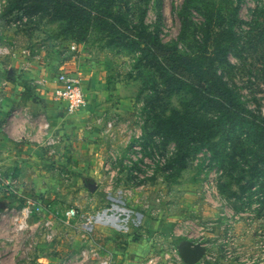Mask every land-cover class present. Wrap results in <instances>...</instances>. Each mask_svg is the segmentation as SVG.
<instances>
[{"label": "rangeland", "instance_id": "obj_1", "mask_svg": "<svg viewBox=\"0 0 264 264\" xmlns=\"http://www.w3.org/2000/svg\"><path fill=\"white\" fill-rule=\"evenodd\" d=\"M109 1L87 2L92 19L85 28L81 25L77 26L78 30L74 28L81 30V37L87 40L76 43L78 32L72 33L66 21L48 16L45 10L32 5L8 11L11 0H0V47L36 56L44 46L55 43L63 56L77 55L78 62L85 63L81 66L88 69L90 65L101 64L103 67L95 84L106 90V95L103 98L98 94L97 104L108 105L103 110L102 124L113 123L115 138L103 136L101 139L100 149L106 156L100 163L108 161L113 172L107 174L101 163L99 177L82 179V184L96 185L99 189L94 195L95 203L99 202L97 210L76 206L83 220L88 216L99 217L100 212L113 221L97 220L92 233L94 242L104 247L113 262L123 264L124 252L114 253L113 246L120 239L127 247L129 241L142 242L146 238L143 228L147 229L143 227L144 219L152 224L156 222L162 230L161 226L167 225L166 220L172 213L182 216L175 221L172 234L185 225V237L172 236V240L162 241V235L157 234L153 240L159 244L161 241L162 247L158 250L183 248L189 240L203 239L190 230L195 228L192 223L203 225L214 216L212 206L198 197L206 180V162L210 159L219 162L224 172L218 179L221 196L241 214L235 228L240 246L264 244V0H120L118 3L111 0V4ZM108 11L114 16L109 17ZM106 23L115 25L113 33L102 31ZM155 32L165 44L177 45L180 52L191 57L201 56L211 65L213 71L224 77L231 101L222 106L210 101L218 98L213 95L207 100L198 99L189 92L188 85L182 84L183 79L176 86L168 84L171 76L161 77L151 63H140L141 53L131 42ZM69 43L81 48L71 49ZM80 78L87 99L84 77L80 75ZM176 124L179 131L173 129ZM154 130L170 137L169 142L164 136L163 141H156ZM85 137L82 135V139ZM137 142L143 151L149 149L167 159L165 165L158 167L155 177L145 179L153 189L142 192L140 205L136 199L138 192L132 198L125 195V191H132L130 184L134 178L119 166L121 159L139 147ZM183 148L185 154L181 155ZM204 149L210 150V158L206 156L197 163ZM111 175L115 176L112 191L109 190ZM163 192H167L166 197ZM86 196L84 193L81 200L86 201ZM124 207L125 210L118 211ZM127 214L133 215V221L129 230H123ZM141 219L142 229L137 226ZM2 224L5 222H0V228ZM11 226L17 228L14 221ZM39 229L43 235L41 226ZM213 235L210 230L208 236ZM65 238L61 240L63 244L69 243ZM0 241V260L4 264L7 256H11L5 251L7 245L13 243L7 244L1 238ZM237 263L245 264L239 260Z\"/></svg>", "mask_w": 264, "mask_h": 264}, {"label": "crops", "instance_id": "obj_2", "mask_svg": "<svg viewBox=\"0 0 264 264\" xmlns=\"http://www.w3.org/2000/svg\"><path fill=\"white\" fill-rule=\"evenodd\" d=\"M68 47L81 48L70 43ZM59 49L55 43H49L40 54L32 56L27 51H10L0 47V164L6 178L0 180V222H5L0 228V238L7 244L13 243L7 245L5 251L11 256H7L4 264H97L94 260H78L79 251L95 243L93 234L88 236L84 232L87 228L84 224L75 229L60 225V237L54 243L46 242L39 229L44 220L50 219L48 212L63 213L76 206L89 210L99 208V202L94 201L98 187L84 185L82 179L88 181L91 177H99L102 174L100 161L106 156L105 151L100 149V143H103L101 139L104 136L103 110L108 105L97 104L100 102L97 101L98 94L104 98L106 90L99 89L95 84L103 67L101 64L98 67L90 65L87 69L85 65L81 66L84 62H78L77 55L63 56ZM62 72H75L84 77L87 102L77 113H68L52 99L50 90ZM43 80L47 82L46 86L41 84ZM45 122L49 123V128H45ZM88 125L95 127L93 134L86 133ZM82 135L86 137L82 139ZM84 193L86 201L81 200ZM143 196L142 193L137 195L136 199L140 200L137 205L142 203ZM28 200L35 202L32 210L39 209L40 213L29 218L28 228L19 234L11 225L16 217L20 218L24 213ZM212 213L213 217H217L215 210ZM98 216L97 220L113 222L107 214L101 216L98 212ZM126 216L123 230H129L133 221V215ZM181 217L169 214L167 225L161 226L162 230L158 229L156 222L152 224L149 219H144L143 227L147 229L143 228L142 232L146 238L140 242L143 239L140 237L141 245L129 241L127 247L120 243L123 241L120 239L117 245V241L114 243L112 251L124 252L123 264H142L153 251L162 247L161 241L159 244L153 238L157 234L162 235V241L172 238L173 225ZM141 222L142 219L138 227L142 226ZM65 237L69 240L67 244L61 241ZM132 244L136 246L133 248ZM114 264L121 262L114 261Z\"/></svg>", "mask_w": 264, "mask_h": 264}, {"label": "built area", "instance_id": "obj_3", "mask_svg": "<svg viewBox=\"0 0 264 264\" xmlns=\"http://www.w3.org/2000/svg\"><path fill=\"white\" fill-rule=\"evenodd\" d=\"M41 84L46 86L47 82L43 80ZM50 92L52 99L61 104L70 114L77 113L86 106L87 99L85 90L82 86V80L80 75L75 72L60 73L56 78L55 86L52 87ZM113 127L114 125L112 122H107L106 126L104 123V136L114 139L115 135L113 132ZM45 128H49L48 122H45ZM94 130V126H87L88 134H93ZM154 135H156L154 136L156 141H163L162 135ZM137 143L139 147H135V150H132L131 152H129V150V153L125 156L124 160L121 159L119 165L122 167V170L126 169L127 172H129L134 178L130 184V187L133 188L131 189L132 191H125L127 198H132V196L137 192L140 194L145 189H149V181H145V179L147 177H155L158 167L165 165L167 162V159L164 156L158 154V152L149 149H145V151H143L139 142ZM210 155V151L208 149H204L198 156L196 160L197 163L201 158L206 156H209L210 158ZM108 163L109 162L107 161L103 163V170L107 172V174L113 172L110 171L111 168L109 167ZM142 164L146 165L142 166ZM119 171L120 167L117 168V172ZM205 172L206 180L200 188L198 197H201V199H203L204 202L208 204V206L213 207V209L211 207V210H215L217 212V217H212L211 220L206 221L203 225L192 223L195 228L190 230V233H197L203 239H200L201 241L189 240V242L200 244L206 250L204 256L198 264H221L223 262L238 264L237 260L243 261L245 264H264V244L255 243L253 245L254 247L248 246L246 248H242L239 244V240L235 234V228L241 214H238L234 210L231 202H228L221 196L218 189V179L222 178L224 173L223 170L217 166L215 162L209 159L206 162ZM111 177L109 180L110 191L113 189L115 176L112 178ZM5 179L4 171L0 164V180ZM162 195L163 197H166L167 192H163ZM157 201L159 202L160 199L157 198ZM27 203L28 204L26 209H24V213H21L20 218L16 217L14 220L15 226H17L16 230L18 232H23V230H26L28 228V219L31 218L35 213H40L39 209L32 210V206L35 205L34 201L28 200ZM45 209L48 210L47 208H43V210ZM152 209L153 207L150 206V213ZM160 212L162 213V210H160ZM47 214L49 215L50 219L44 220L41 224V228L43 229V238L48 243H53L60 237V232L57 229V226L60 225L75 229L81 224H84L88 228H86L84 232H86L88 236H91L93 233V226L96 224L98 218L95 216H88L83 220V217L80 216L77 208H70L63 213L48 212ZM184 230H187V226L185 225L181 227V230H174L173 236L185 237V233H183ZM210 230L214 232L213 236H208ZM208 237H216V239L211 241ZM254 249H257L258 251H254ZM258 253L263 255L258 257ZM79 256L81 260L85 262L94 260L97 262V264L114 263L112 256H109V254L105 253L104 247L95 243L92 247L83 248V250L80 251ZM142 264L186 263L180 255L179 247H173L171 250L156 249L142 262Z\"/></svg>", "mask_w": 264, "mask_h": 264}, {"label": "trees", "instance_id": "obj_4", "mask_svg": "<svg viewBox=\"0 0 264 264\" xmlns=\"http://www.w3.org/2000/svg\"><path fill=\"white\" fill-rule=\"evenodd\" d=\"M88 1L89 0H11L8 11L18 9L24 5H32L36 8L39 7L45 10L48 16L51 15L57 17L59 20L66 21V25L70 31L73 30L72 33L78 32L75 42L79 43L85 42L87 38L81 37V30L77 31L80 29L79 27L77 28V26L81 25V28H85L87 23H90L92 19V11L87 6ZM112 2L118 3L120 0H112ZM109 4H111V0ZM123 5H125V3ZM108 14L109 17L114 16L111 11H108ZM98 18L99 17L96 16V19ZM74 28H77V30L75 31ZM101 29L102 31L113 33L115 25L106 23ZM131 43L134 45V49L141 53L140 63H151L152 68H154L156 72H160L159 76L161 77L165 76L167 79L166 75L171 76V79L167 80L168 84L176 86V83L183 79L182 84L188 85L189 92L196 95L198 99L207 100L213 95L218 98H214V100L210 101H212V103H219L222 106H225L230 100L225 89L227 83H224V77L213 71L212 66L205 63L201 56H187L185 53L180 52L177 45L170 46L165 44L160 39L158 32L148 34L147 36H140L139 40H132ZM177 125L178 124H176L173 129L179 131L180 127ZM154 131V134L162 135L170 140V137L165 136L163 133L157 130ZM186 137L187 135L185 138ZM168 139L167 142H169ZM186 144L187 140L184 141L183 145L186 147ZM184 150V148L181 149V155L183 153L185 154ZM215 163L222 169L219 162Z\"/></svg>", "mask_w": 264, "mask_h": 264}, {"label": "water", "instance_id": "obj_5", "mask_svg": "<svg viewBox=\"0 0 264 264\" xmlns=\"http://www.w3.org/2000/svg\"><path fill=\"white\" fill-rule=\"evenodd\" d=\"M205 248L200 244L187 242L183 247H179V252L186 264H198L205 254Z\"/></svg>", "mask_w": 264, "mask_h": 264}]
</instances>
